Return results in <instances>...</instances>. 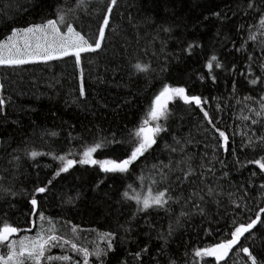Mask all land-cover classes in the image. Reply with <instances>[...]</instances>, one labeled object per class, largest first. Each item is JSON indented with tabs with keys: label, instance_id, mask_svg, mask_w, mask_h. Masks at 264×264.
I'll return each instance as SVG.
<instances>
[{
	"label": "trees",
	"instance_id": "trees-1",
	"mask_svg": "<svg viewBox=\"0 0 264 264\" xmlns=\"http://www.w3.org/2000/svg\"><path fill=\"white\" fill-rule=\"evenodd\" d=\"M57 4L70 9L76 0H0V41H6L12 27L23 28L40 23L45 17L52 18ZM246 5L247 0H118L112 14V27L107 29L102 48L82 53L80 68L76 67L75 57L71 55L19 66L0 65V83L5 86L0 95L9 101L6 114L0 116V163L6 166V154L18 145L23 147L24 142L37 151H52L55 155L71 150L77 154L68 158L79 160L78 153L86 146L110 140L113 134L125 143L105 145L93 153V159L123 158L130 151L129 135L144 117L153 95L164 83H169L173 87L184 86L188 94L207 98L209 103L204 105L205 109L219 118L218 127L227 130L229 150L227 153L223 149L218 150L219 158L226 161V170L230 173L225 186L231 183L238 187L250 179L258 186L264 174L252 177L253 171L259 173L255 165L235 170L232 157L233 144L241 162L260 155L251 150L239 151L241 136L233 135L236 125H241L238 130H243L244 124H250V121L235 119L236 114H241L242 105H233L236 98L242 100L245 95L258 96L256 86L250 85L248 78L261 75L258 64L264 56L259 50V42L264 37L257 28L252 29L257 33L256 41L247 40V25L255 24L258 17L246 13ZM96 7V0H89L86 9L78 10L83 17V34L88 36L95 33L98 13L94 16H85L84 13L94 12ZM213 12L219 16L211 15ZM161 25L170 27L171 32L161 31ZM76 27L79 30L81 25L78 23ZM245 41L244 50L237 52L236 49ZM191 42L200 46L195 47L191 54L182 52L181 49ZM248 53L254 57L251 77L247 67ZM212 55L223 67L217 69L213 62L209 75L210 70L205 64ZM137 61L149 64L151 71L135 73L131 65ZM161 67H166L167 71L161 72ZM201 76L203 80L199 79ZM212 76H215V82ZM81 83L86 91L84 98L79 96ZM217 105L220 106L219 111ZM169 108L167 121L161 120L168 131L160 134L157 144L129 173H104L100 171L99 164L77 163L69 172L56 178L46 200L41 197V210L53 221L59 234L71 238L73 227H77L79 240L76 242L82 246L90 249L94 244L103 246L100 234L108 231L117 233L114 251L109 253L106 264H121L122 260L127 264H139L129 253H135L145 245L149 250L142 257L143 264H156L152 257L163 244L157 236L160 232L167 233L170 221L176 218L162 209H151L129 221L136 206L134 202L122 200L121 193L128 184H134L137 191H147L148 181L145 180L141 188L137 180L145 163L152 165L157 159L167 162L169 154L163 146L172 142L173 134L179 137L190 135L193 141L200 142L188 147L197 162L201 153L207 151L209 156L212 154L215 144L210 135L212 129L207 126L206 132L204 127H198L203 118L199 109L194 105H184L179 99L170 102ZM256 127L259 133L262 129ZM48 132L57 135L49 136ZM36 162L38 171L32 166L33 161L21 160L17 189L30 190L37 178L46 182L57 167V162L48 155L37 157ZM216 167L219 169L221 166L217 164ZM247 191L253 213H245L244 220L259 207H264V201L257 199V187ZM227 203L225 198L219 210L215 205L210 207L208 216L196 215L184 220L168 237L164 252L158 257L159 264H168L170 258L178 264H185V260L192 264L191 253L195 247L219 242L232 222L231 211L225 214ZM11 204L0 201V222L7 220L21 229L31 227V218L25 215L30 207L25 197L13 198ZM172 207L175 212L179 211L176 205ZM40 226L37 217L36 227ZM47 226L45 223L44 227ZM122 226L129 231L125 232ZM20 235H35V229L22 231L17 238ZM260 243L258 238L253 247L258 248ZM51 254L62 253L59 248H54ZM74 259L82 264L79 256H74ZM89 260L90 264H95L94 257ZM237 261L243 264V260L232 254L228 264H237Z\"/></svg>",
	"mask_w": 264,
	"mask_h": 264
},
{
	"label": "snow or ice",
	"instance_id": "snow-or-ice-1",
	"mask_svg": "<svg viewBox=\"0 0 264 264\" xmlns=\"http://www.w3.org/2000/svg\"><path fill=\"white\" fill-rule=\"evenodd\" d=\"M117 3L118 0H96L95 11L84 13L85 16H94L98 13L99 22L93 36L83 34V17L78 14L80 8L86 9L88 7L89 0H76L75 6L70 9H65L64 6L57 4L52 18L45 17L40 23H32L23 28L12 27L6 41H0V65L19 66L36 60L47 62L71 55L75 57L76 67L80 68L82 53H92L102 48L107 29L112 27V14ZM245 12L258 17L255 24L247 25L249 30L247 40L255 42L257 33L252 31L254 27L264 37V0H247ZM211 15L219 16V13L213 12ZM129 20L131 22V17ZM78 23L81 25L79 30L76 27ZM160 30L164 33L171 32L170 27L163 25L160 26ZM113 31H115L114 28ZM246 43L247 41L242 43L236 51L244 50ZM259 43V50L264 54V39H261ZM199 46L195 42H191L181 51L191 54L192 50ZM247 55L249 61L247 67L249 68V77H251V62L254 57L252 53ZM213 62H215V68L223 67L217 61V57L212 55L205 64V67L210 70L209 75H211ZM258 66L261 75L248 78V83L256 86L258 96L245 95L242 100L236 98L235 105H233V107L242 105L241 114H236L235 119L241 122L250 121V124L243 125V130H238L241 128V125L238 124L235 126L237 130L233 131V135L241 136L239 151L251 150L254 153H260L257 158L241 162L238 151L233 144L232 157L235 161V170H239L245 165H255L259 169V173L253 171L252 177L264 174V87H262L264 85V56H262ZM131 68L137 74H147L151 71L149 64L139 61L132 64ZM160 71L165 72L167 68L161 67ZM211 78L215 82V76ZM199 79L203 80L204 77L201 76ZM4 87V84L0 83V91ZM233 92H235V84L233 85ZM79 96L81 98L86 96L82 83ZM176 99L182 101L184 105L189 107L194 105L196 109H199L203 118L198 127H204L207 132V126H211L210 135L215 141L212 154L209 156L207 151L201 153L197 162L195 154L190 153L188 147L200 142L193 141L190 135L179 137L173 134L172 142H166L163 146L169 154L167 162L157 159V162L152 165L145 163L141 169V174L137 177L141 188H143L145 180L148 181L147 191H137L134 184H128L121 193L122 200L134 202L136 206L129 221L134 220L139 213L151 209H162L166 213L175 215V220L169 223L167 233L160 232L157 236L163 241V244L157 250V254L152 257V260L159 264L158 257L163 254L168 243V237L184 220L196 215L208 216L212 205H215L216 209L219 210L227 198L225 214L228 211H231L232 214L229 229L219 242L204 247H195L191 253L192 264H228L232 254L243 260V264H264V207H259L246 220L243 218L245 213H253V209L249 207L251 201L248 199V188L257 187V199L264 201V175H261L262 182L258 186H255L250 179L247 184H240L237 187L229 183L226 187L224 182L230 179V173L226 170V161L219 158L218 150L223 149L226 153L229 150L227 130L218 127L219 118L213 117L205 109L204 105L209 103L207 98L202 95L188 94L184 86L173 87L169 83H164L159 91L153 95L144 117L129 135L130 151H127L123 158L93 159V153L105 145L125 143L124 140H117L115 134L110 140L105 139L97 141L91 146H86L82 152L78 153L79 160L68 158L77 154L71 150L65 154L55 155L52 151L40 152L30 148L27 142H24L23 147L18 145L6 154L7 165L0 163V201L11 204L13 198L24 196L26 204L30 206L25 215L31 218L32 228L21 229L7 220L0 222V264H81V261L74 259V256H79L82 264H90V257L95 258V264H106L109 253L114 251L117 233L108 231L100 234V239L104 241L103 246L94 244L91 249L82 246L76 242L79 240L77 227H73L71 238L59 234L53 225V221L46 217L41 210V197L46 200L56 178L60 177L62 173L69 172V169L77 163L80 165L99 164L100 171L104 173H129L132 167L157 144V138L160 134L168 131L161 120L167 121L170 114L169 104ZM8 102L3 95H0V116L6 114ZM217 110H220L219 105H217ZM256 126H260L262 129L259 133ZM46 134L49 136L57 135L55 132ZM205 147L207 148V145ZM44 155L51 156L57 162L56 170L52 172L51 177L46 178V182L37 178L30 190L17 189L16 182L20 175L21 160L33 161L32 166L38 171L36 158ZM217 164L221 166L219 169L216 167ZM45 167H49V165H45ZM71 199L69 197V202ZM173 205L179 208L178 212L174 211ZM11 206L15 207L14 204ZM37 217L40 221V227H36ZM45 223H47V227H44ZM122 228L125 232L129 231L124 226ZM33 229H35V235H20L17 238L18 233L22 231L31 232ZM207 231L205 229L206 233ZM258 238L261 241L260 246L258 248L253 247V242ZM54 248H59L62 254L52 255L51 250ZM148 250V245H145L139 251L129 253V255L134 256L139 264H143L142 257ZM121 264H127L126 260H122ZM168 264H178V262L170 258ZM185 264H189L188 260H185Z\"/></svg>",
	"mask_w": 264,
	"mask_h": 264
},
{
	"label": "water",
	"instance_id": "water-1",
	"mask_svg": "<svg viewBox=\"0 0 264 264\" xmlns=\"http://www.w3.org/2000/svg\"><path fill=\"white\" fill-rule=\"evenodd\" d=\"M29 228H32V224H31V227H29Z\"/></svg>",
	"mask_w": 264,
	"mask_h": 264
},
{
	"label": "rangeland",
	"instance_id": "rangeland-1",
	"mask_svg": "<svg viewBox=\"0 0 264 264\" xmlns=\"http://www.w3.org/2000/svg\"><path fill=\"white\" fill-rule=\"evenodd\" d=\"M21 35H23V34H21Z\"/></svg>",
	"mask_w": 264,
	"mask_h": 264
},
{
	"label": "bare ground",
	"instance_id": "bare-ground-1",
	"mask_svg": "<svg viewBox=\"0 0 264 264\" xmlns=\"http://www.w3.org/2000/svg\"><path fill=\"white\" fill-rule=\"evenodd\" d=\"M59 228V227H58Z\"/></svg>",
	"mask_w": 264,
	"mask_h": 264
}]
</instances>
